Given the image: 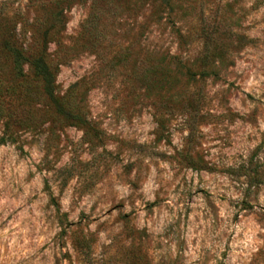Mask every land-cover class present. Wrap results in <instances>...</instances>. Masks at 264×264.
Returning <instances> with one entry per match:
<instances>
[{
  "label": "rangeland",
  "instance_id": "obj_1",
  "mask_svg": "<svg viewBox=\"0 0 264 264\" xmlns=\"http://www.w3.org/2000/svg\"><path fill=\"white\" fill-rule=\"evenodd\" d=\"M55 1L0 0V24ZM60 1L57 93L80 82L89 129L2 142L0 121V264H264V0L109 14L94 50L89 1ZM162 53L168 91L147 71Z\"/></svg>",
  "mask_w": 264,
  "mask_h": 264
},
{
  "label": "trees",
  "instance_id": "obj_2",
  "mask_svg": "<svg viewBox=\"0 0 264 264\" xmlns=\"http://www.w3.org/2000/svg\"><path fill=\"white\" fill-rule=\"evenodd\" d=\"M77 1H89L90 7L77 42L93 50L99 44L101 35L99 25L107 15H122L127 11L137 12L146 8L144 24L139 27L145 26V23L157 26L161 23L164 7L168 5L173 11L176 4L174 0ZM60 5V0H56L52 7L45 6L43 2L36 4L41 14L30 21L20 22L21 27L18 29L17 24L10 18H4L0 24L2 142H12L19 131H35L45 124L51 127V124L58 123L78 127L84 131L89 129L83 100L78 96L80 82L70 85L62 95L57 93L56 77L62 63L56 62L54 58L62 57L68 52L60 43L58 29L63 19L62 11L59 10ZM174 33L179 40L183 39L180 33ZM204 38L207 39V36ZM52 42L57 45L54 54L49 52V45ZM125 59L121 56L117 62L122 63ZM207 59L204 55L198 65L201 68L200 77L205 75ZM174 60H178V57L162 53L159 58L150 62L147 71L152 77L154 89H172L173 81H169L171 78L169 66ZM187 72L190 79L193 74L190 70Z\"/></svg>",
  "mask_w": 264,
  "mask_h": 264
}]
</instances>
